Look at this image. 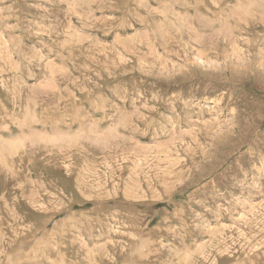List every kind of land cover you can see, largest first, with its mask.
Returning <instances> with one entry per match:
<instances>
[{
  "label": "rangeland",
  "instance_id": "obj_1",
  "mask_svg": "<svg viewBox=\"0 0 264 264\" xmlns=\"http://www.w3.org/2000/svg\"><path fill=\"white\" fill-rule=\"evenodd\" d=\"M0 264H264V0H0Z\"/></svg>",
  "mask_w": 264,
  "mask_h": 264
},
{
  "label": "bare ground",
  "instance_id": "obj_2",
  "mask_svg": "<svg viewBox=\"0 0 264 264\" xmlns=\"http://www.w3.org/2000/svg\"><path fill=\"white\" fill-rule=\"evenodd\" d=\"M238 10H239V9H238ZM244 17H245V16H244ZM239 19H240V18H239ZM239 19H238V20H239ZM244 22H245V21H244ZM191 24H192V23H191ZM225 25H226V24H225ZM227 27H229V26H227ZM227 29H228V28H227ZM226 31H227V30H226ZM258 33H259V32H258ZM259 40H260V39H259ZM253 42H254V41H253Z\"/></svg>",
  "mask_w": 264,
  "mask_h": 264
}]
</instances>
